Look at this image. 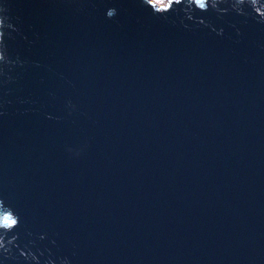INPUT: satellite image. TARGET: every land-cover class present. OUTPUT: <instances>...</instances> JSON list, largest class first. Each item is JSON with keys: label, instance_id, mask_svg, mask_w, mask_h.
<instances>
[{"label": "water", "instance_id": "95a60500", "mask_svg": "<svg viewBox=\"0 0 264 264\" xmlns=\"http://www.w3.org/2000/svg\"><path fill=\"white\" fill-rule=\"evenodd\" d=\"M0 264H264V0H0Z\"/></svg>", "mask_w": 264, "mask_h": 264}, {"label": "rangeland", "instance_id": "374dc122", "mask_svg": "<svg viewBox=\"0 0 264 264\" xmlns=\"http://www.w3.org/2000/svg\"><path fill=\"white\" fill-rule=\"evenodd\" d=\"M152 1L157 4H164L166 3L167 0H152Z\"/></svg>", "mask_w": 264, "mask_h": 264}]
</instances>
